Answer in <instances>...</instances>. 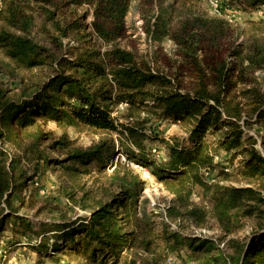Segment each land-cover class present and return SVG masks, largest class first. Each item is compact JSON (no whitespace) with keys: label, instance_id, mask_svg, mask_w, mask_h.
Returning a JSON list of instances; mask_svg holds the SVG:
<instances>
[{"label":"trees","instance_id":"obj_1","mask_svg":"<svg viewBox=\"0 0 264 264\" xmlns=\"http://www.w3.org/2000/svg\"><path fill=\"white\" fill-rule=\"evenodd\" d=\"M0 1V45L6 58L26 68L53 67L30 98L13 101L0 89V136L3 143L9 142L20 152L16 160L0 149V232L7 229V247L31 244L22 243L31 233L35 240L30 248L53 261L65 254L76 256L81 264L154 262L160 253L150 249L154 244L152 225L140 212L146 179L118 154L129 145L144 149L150 135L143 128L151 117L172 116L184 125L186 137L169 145L167 160L153 170L176 196L178 204L171 208L183 204V210L201 222L203 207L189 206L186 201L193 187L200 185L212 192V212L225 232L232 231L239 214L254 224L248 237L230 238L222 247L216 239L187 238L188 261L264 264V75L256 74L264 69V40L248 32L239 38L242 32L226 17L234 4L245 5L243 10L252 15L260 11L258 23L262 24L264 0H226L221 14L188 15L175 23L170 22L168 8L158 5L153 29L149 30L158 40L170 36L178 46L175 64L167 63L159 70L150 69L132 51L115 44L124 34V17L132 0ZM83 5L92 10L94 34L112 44L103 53L92 40L82 42L79 25L83 16L78 9ZM72 33L79 41L65 57L62 38ZM119 101L127 102L126 110L135 121L123 124L111 117ZM141 111L147 112V117H140ZM38 116H51L59 125L80 126L100 136L86 147L75 146L66 135L54 137L43 131ZM240 119L245 127L257 128L259 140L243 135ZM216 130L221 132L219 149L232 155L240 150L243 164L239 173L245 186L208 184L202 178L203 172L209 173L215 166L217 151L204 138L206 132ZM113 133L122 139L121 148L114 146ZM47 149L65 157L52 159ZM20 161L31 163L32 169L19 165ZM137 162L151 173L146 164ZM77 164L94 172V187L82 188L78 201L89 208V214L33 230L28 219L16 214L13 194L24 189L42 168L56 166L73 175L79 170ZM106 167L112 168L109 180L100 181L98 175ZM71 193L65 194L70 198ZM18 225L25 228L19 232ZM4 256L2 250L0 258Z\"/></svg>","mask_w":264,"mask_h":264},{"label":"rangeland","instance_id":"obj_2","mask_svg":"<svg viewBox=\"0 0 264 264\" xmlns=\"http://www.w3.org/2000/svg\"><path fill=\"white\" fill-rule=\"evenodd\" d=\"M158 5L168 8L171 23H175L188 15L203 14L208 17L217 15L208 0H193L189 2L181 0H132L124 17V34L115 41V44L132 51L136 58L145 61L152 70L165 69L167 63L175 64L178 58V46L170 36H164V38L158 40L153 37L150 31L153 29ZM234 5L231 12H227L226 17L233 22L239 32H242V34H239V38L244 37L248 32L264 40V23H258L261 21L258 18L261 15L260 11L253 14V16L252 13L250 14L247 10H243L245 5ZM78 11L83 16L79 25L83 41H80L87 43L88 40H92L91 42H94L95 46L103 53L112 44L103 42L94 34L91 27L93 20L91 8L83 5ZM9 30L14 31L12 28ZM78 41V39L73 37V33L68 37L62 38L65 57H69L72 52V46L76 45ZM52 68L45 64L31 68L18 66L6 58L4 48L0 45V89L5 93L6 98L13 101L30 98L34 94L36 87H40L48 74L53 72ZM256 74L259 76L264 75V69L257 71ZM127 107V102L119 101L111 111V117L116 119L117 123L128 124L135 121V118H130L131 116L126 110ZM147 115L148 113L145 111L140 112V117H147ZM152 116H155V114H152ZM37 119L43 131H50L54 137L66 135L67 139L73 141L75 146L86 147L100 136L80 126L59 125L51 116H38ZM242 119L239 120V123L245 130L243 135H252L259 140V136L255 131L257 128L245 127ZM143 129L147 135H150V138L145 140L144 149L139 151L138 148L129 145L127 150H119L118 157L128 161V165L132 170L139 171V168L133 167V164H138L137 161H139L144 165L146 164L151 172H148L149 176L141 192L145 202L140 204V212L147 216L152 225L154 244L150 246V249H155L154 251L160 254L154 262L150 259L149 263L191 264L186 257L187 247L184 244L189 237L216 239L221 247L230 238L244 239L248 237L253 230L252 227H254L253 220L241 214L234 218V226L231 232L227 233L223 230L213 215L212 192L207 187L195 185L187 199L185 196L187 205L195 204L205 210V216L201 222H198V216L186 213L182 208L183 204L181 207L178 205L175 209L171 208L174 203L178 204L176 196L166 187L164 182L157 178V175L153 174V170L159 169L158 166L167 160V148H169V145H176L185 139L186 129L181 122L175 120L172 116L163 117L162 119L151 117L144 124ZM150 129L155 130V132ZM220 133V130H216L214 133L206 132L204 139L208 141L211 148L217 147ZM112 137L115 140L114 146L121 148L122 139L119 138L118 133H113ZM14 148L9 142L3 143L0 136V149L6 152V155L10 158L18 160L20 152ZM258 148L261 150L260 146ZM47 151L52 159H63L65 157L64 154H60L57 150L51 151L47 149ZM261 152L264 154L262 150ZM126 156L130 157L129 160ZM20 162L22 163L19 164L18 162L19 165L23 164L28 170L32 169L31 163L25 164L27 161ZM214 163L215 166L209 173L206 171L202 173V178L208 184L245 186V178L239 173V168L243 164L240 150H237L232 155L231 152L229 153L225 149L217 147ZM77 165L79 170L74 172L73 175L65 173L63 169H58L56 166L42 168L24 189L13 194L12 199L15 202V207H17L16 214L28 219L32 223L33 230L48 229L55 221H61L66 218L76 220L89 214V208L82 207L78 204V201L82 195V188L90 189L94 187L93 175H91L94 172H88L83 165ZM89 167L93 168L92 165ZM111 172L112 168L106 167L100 173V176L98 175V178L100 181L106 182L109 180ZM161 175L166 174L163 173ZM166 177L170 178V176ZM66 192H72L70 198L66 196ZM110 193L104 196L103 200H106ZM86 201L90 200L87 199ZM10 220L9 218L6 226H9ZM44 223L49 224L44 225ZM24 228L21 225L17 226L19 232ZM18 231L15 232L19 233ZM22 239L23 244H25L24 242L31 244L7 247L9 243L7 229L5 228L0 232V255L1 251L5 250V256L0 258V264H81L75 258L76 256L57 255L55 256L57 260L53 261L46 255L39 254L36 250L30 248L35 240V235L33 236L31 233Z\"/></svg>","mask_w":264,"mask_h":264},{"label":"built area","instance_id":"obj_3","mask_svg":"<svg viewBox=\"0 0 264 264\" xmlns=\"http://www.w3.org/2000/svg\"><path fill=\"white\" fill-rule=\"evenodd\" d=\"M210 6L213 8V11L217 14H221L222 9L224 8L223 5L226 6V0H208ZM233 17V15H231ZM133 167L139 168V172L142 176V178L146 179L148 178V171L139 164H133Z\"/></svg>","mask_w":264,"mask_h":264}]
</instances>
